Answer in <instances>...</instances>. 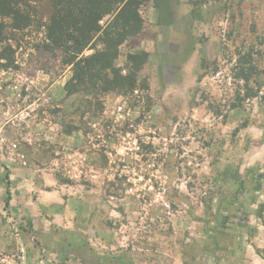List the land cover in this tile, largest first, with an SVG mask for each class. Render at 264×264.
Wrapping results in <instances>:
<instances>
[{
	"label": "rangeland",
	"instance_id": "rangeland-1",
	"mask_svg": "<svg viewBox=\"0 0 264 264\" xmlns=\"http://www.w3.org/2000/svg\"><path fill=\"white\" fill-rule=\"evenodd\" d=\"M138 1L74 93L51 0L5 20L0 264H264V0Z\"/></svg>",
	"mask_w": 264,
	"mask_h": 264
},
{
	"label": "trees",
	"instance_id": "trees-1",
	"mask_svg": "<svg viewBox=\"0 0 264 264\" xmlns=\"http://www.w3.org/2000/svg\"><path fill=\"white\" fill-rule=\"evenodd\" d=\"M53 13L47 25L48 39L57 48L64 50L66 64H74V75L68 82V93L77 91V86L98 80L109 83L104 76L112 69V51L124 43L126 36L137 26L138 0H51ZM23 0H0V36L6 28V19L13 28L20 30L30 23V15L22 12ZM106 16H113L111 31L100 25ZM95 39L101 41L105 50L78 59ZM94 44L91 46V49ZM137 58V57H133ZM78 59V60H77ZM103 74V75H102ZM102 75V76H101ZM244 79L248 80L246 75Z\"/></svg>",
	"mask_w": 264,
	"mask_h": 264
}]
</instances>
